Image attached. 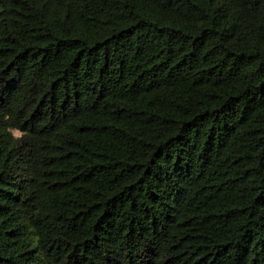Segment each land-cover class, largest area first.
<instances>
[{"label":"trees","instance_id":"16d2710c","mask_svg":"<svg viewBox=\"0 0 264 264\" xmlns=\"http://www.w3.org/2000/svg\"><path fill=\"white\" fill-rule=\"evenodd\" d=\"M0 264H264V0H0Z\"/></svg>","mask_w":264,"mask_h":264}]
</instances>
